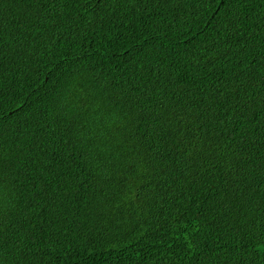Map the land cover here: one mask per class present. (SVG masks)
<instances>
[{
    "label": "trees",
    "instance_id": "obj_1",
    "mask_svg": "<svg viewBox=\"0 0 264 264\" xmlns=\"http://www.w3.org/2000/svg\"><path fill=\"white\" fill-rule=\"evenodd\" d=\"M0 264H264V0H0Z\"/></svg>",
    "mask_w": 264,
    "mask_h": 264
},
{
    "label": "bare ground",
    "instance_id": "obj_2",
    "mask_svg": "<svg viewBox=\"0 0 264 264\" xmlns=\"http://www.w3.org/2000/svg\"><path fill=\"white\" fill-rule=\"evenodd\" d=\"M21 249V248H20Z\"/></svg>",
    "mask_w": 264,
    "mask_h": 264
}]
</instances>
